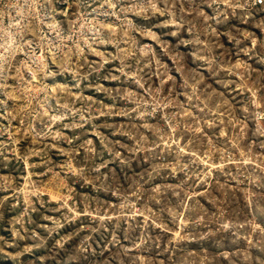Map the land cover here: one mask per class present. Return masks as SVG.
Wrapping results in <instances>:
<instances>
[{
    "label": "rangeland",
    "instance_id": "rangeland-1",
    "mask_svg": "<svg viewBox=\"0 0 264 264\" xmlns=\"http://www.w3.org/2000/svg\"><path fill=\"white\" fill-rule=\"evenodd\" d=\"M254 2L0 0V264H264Z\"/></svg>",
    "mask_w": 264,
    "mask_h": 264
},
{
    "label": "built area",
    "instance_id": "built-area-1",
    "mask_svg": "<svg viewBox=\"0 0 264 264\" xmlns=\"http://www.w3.org/2000/svg\"><path fill=\"white\" fill-rule=\"evenodd\" d=\"M261 4L262 3V0H255L254 4Z\"/></svg>",
    "mask_w": 264,
    "mask_h": 264
},
{
    "label": "bare ground",
    "instance_id": "bare-ground-1",
    "mask_svg": "<svg viewBox=\"0 0 264 264\" xmlns=\"http://www.w3.org/2000/svg\"><path fill=\"white\" fill-rule=\"evenodd\" d=\"M35 80V79H34Z\"/></svg>",
    "mask_w": 264,
    "mask_h": 264
}]
</instances>
